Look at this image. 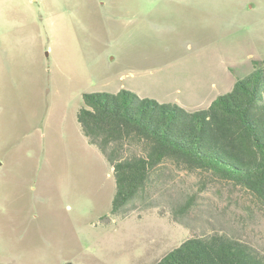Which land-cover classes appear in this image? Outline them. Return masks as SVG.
<instances>
[{"label": "rangeland", "instance_id": "374dc122", "mask_svg": "<svg viewBox=\"0 0 264 264\" xmlns=\"http://www.w3.org/2000/svg\"><path fill=\"white\" fill-rule=\"evenodd\" d=\"M255 70L264 0H0V264H154L213 232L264 252L263 204L171 162L111 216L113 171L77 118L92 93L204 109Z\"/></svg>", "mask_w": 264, "mask_h": 264}, {"label": "trees", "instance_id": "16d2710c", "mask_svg": "<svg viewBox=\"0 0 264 264\" xmlns=\"http://www.w3.org/2000/svg\"><path fill=\"white\" fill-rule=\"evenodd\" d=\"M77 118L89 144L113 168L111 216L127 217L151 200L153 172L166 162L240 187L264 205L262 71L237 81L204 109L188 111L126 91L92 93L83 96ZM154 264H264V252L213 232L186 239Z\"/></svg>", "mask_w": 264, "mask_h": 264}, {"label": "crops", "instance_id": "0c3cea01", "mask_svg": "<svg viewBox=\"0 0 264 264\" xmlns=\"http://www.w3.org/2000/svg\"><path fill=\"white\" fill-rule=\"evenodd\" d=\"M111 167V166H110ZM112 171H113V168L111 167Z\"/></svg>", "mask_w": 264, "mask_h": 264}]
</instances>
